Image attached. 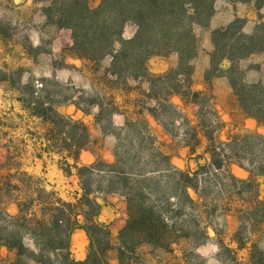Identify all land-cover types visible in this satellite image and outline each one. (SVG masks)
<instances>
[{"label":"trees","instance_id":"trees-1","mask_svg":"<svg viewBox=\"0 0 264 264\" xmlns=\"http://www.w3.org/2000/svg\"><path fill=\"white\" fill-rule=\"evenodd\" d=\"M89 1L50 0V7L44 11L48 23L70 32V55L84 62L86 69L92 73H97L102 67L101 81L111 84L110 88L126 89L128 79L146 81L150 90L142 95L144 101H141V107L146 101H152L153 105L146 107V111L170 136L173 134L168 126L182 121L187 130L181 141L192 154L201 145L200 137L205 138L204 154L208 155L209 162L199 165L196 170L178 169L170 164L160 144L142 123L128 122L125 131L138 126L136 133L147 142H117L113 164L97 162L78 167L75 164L78 154L90 142L87 127L71 117L58 114L51 105L44 106L45 102L38 101L35 113L42 123L50 126L48 132L51 136L46 138L50 144L44 151L59 156L65 152L59 160L60 168L66 176L71 175L72 168L76 169L82 195L75 202L65 201L55 196L53 191L32 189V181L22 178L24 198L18 204V213L11 216L0 208V221L4 222L0 226V246L15 251V264H22L20 259L25 255L35 264H110L109 251L112 247L108 239L109 231L97 220L101 204L96 201L95 195L119 190L126 199L128 219L118 236V264L135 261L138 248L144 244L169 251L177 238H191L190 233L168 217L169 213L181 214L182 211L171 201L175 200L177 190L189 205L195 206L202 200L196 183L201 172L224 171L233 182L254 190L255 211L264 218V201L258 199L253 182L237 179L227 170L230 164H234L253 176H264V161L259 162L257 167H252L253 161L248 162L250 167L245 168L240 160L245 153L242 148L254 145V142L247 141L255 138L264 146V136L231 135L225 142H220L215 136L220 127L206 130L203 125L192 124L182 108L170 100L172 95H178L183 105L191 103L199 106L198 100L207 98L210 110L216 114L209 89L197 91L192 88V62L197 57L199 46L194 28L208 25L214 13L215 0H101L95 9L90 8ZM240 1L258 2L261 6L264 0ZM127 23L133 24L136 32L133 37L124 39L122 32ZM243 26L244 21L236 18L228 26L212 31L213 50L204 80L209 87L214 77L226 78L241 112L264 125V82L246 81L245 73L237 67L240 61L252 55H264V21L257 24L250 34L242 31ZM170 54L177 56L175 67L163 74L149 72L147 63L150 59ZM224 63L229 64L227 68L223 67ZM256 70L259 71V67ZM108 77L110 80H107ZM157 85H160L158 91L155 90ZM93 104L101 112V104ZM75 106L88 114L78 103ZM169 114L175 117L171 119ZM64 128L69 129L70 142L57 140ZM78 132L82 133L81 142L77 140ZM201 157L198 155V158ZM66 159L74 162L69 164ZM103 171L110 178H100L93 188L90 176ZM166 189L174 193H166ZM35 202L40 206L37 211L33 210ZM79 216L83 221L79 220ZM9 227L14 230H8ZM18 229L28 231L34 249L27 247ZM75 229H82L89 240L87 257L83 261L74 260L69 250L70 237ZM205 230L203 227L202 235L206 238Z\"/></svg>","mask_w":264,"mask_h":264},{"label":"crops","instance_id":"crops-1","mask_svg":"<svg viewBox=\"0 0 264 264\" xmlns=\"http://www.w3.org/2000/svg\"><path fill=\"white\" fill-rule=\"evenodd\" d=\"M50 5V0H0V208L11 216L18 213V204L24 198L22 190L25 188L21 182L22 178L32 181V189L43 188L46 192L53 191L55 196L65 201L75 202L82 195L76 169L72 168L71 175L66 176L60 168L59 160L65 152L59 156L44 151V148L50 144L44 138L50 126L42 123L41 118L35 113L36 104L41 101V92L47 87L46 79H53L65 85L73 83L74 80L82 82L87 74L84 62L69 53L70 32L48 23L44 11ZM236 18L244 21L242 31L250 34L257 24L264 21V1L260 7H255L252 1H214V13L208 25L199 27L198 30L201 36L198 50L202 48L207 55L206 58L197 61L196 57L192 62V88L194 90L202 91L207 87L203 76L210 66L209 54L213 49L212 31L228 26ZM45 38L51 40L46 54L40 51ZM31 50L35 53H31ZM60 60L63 65L56 67L55 61ZM175 65L168 66L166 62L160 64L159 60L154 59L151 61V66H156L153 70L155 72H151L149 68L148 70L152 74H163ZM262 66H264L263 62L260 63V68ZM81 82L78 84L85 89L86 85H81ZM36 83L42 84V88L38 89ZM210 85L217 101L216 108L224 123V129L230 128L237 131L249 125L260 129L255 120L246 117L239 109L224 110L222 100L232 93L226 78L215 77ZM25 88L29 91L26 92ZM107 90L112 104L117 109L111 117L112 127L123 132L128 122L142 123L145 130L160 144L162 152L163 149L167 150L172 147L171 137L145 109L152 106L153 102L146 101L145 106L141 107V101H144L142 95L148 94L150 90L146 81L132 80L128 81L126 89L110 88ZM78 93L81 94V90ZM170 100L177 107L178 105L184 108L189 106L188 104L183 105L178 95H172ZM43 105L50 106L51 104L45 102ZM51 106L58 114L82 122L88 129L90 142L88 147L78 154L75 162L78 167L91 166L97 162L105 164L115 162L114 150L117 139L114 135L103 132L96 122L97 107H94L91 113L84 114L76 108L74 98ZM234 117L240 119V122L236 123ZM200 138L201 145L196 153L192 154L190 148L184 145L181 148V158H178V146L173 151H168L166 155L169 156L170 164L176 168L186 166L188 161L190 162L188 158H196L199 154L202 155L203 160L208 161V155L204 154L206 139ZM17 142L20 143L19 146ZM66 160L69 164L74 162L72 159ZM104 171L94 173L92 176L99 179L110 178V175ZM229 171L232 176L240 180L249 179L253 183L264 181V177L253 176L247 170L234 164L229 165ZM255 190L260 199L257 188ZM34 194L33 192V196ZM95 197L96 201L101 204L97 220L109 231L108 239L112 247L109 251L110 264H118L116 252L119 245L118 236L128 219L125 196L121 191L114 190L109 193L105 192L103 195L96 194ZM39 207L35 202L33 210L37 211ZM78 218L83 221L81 216ZM238 223L233 211L220 215L215 222L207 223L205 225L206 242L195 247V252L210 260H217L220 251L218 242L221 240L231 252L244 255L245 264H249L250 249L252 245H259L263 241V234L260 235V232L264 233V229L255 232L249 241L240 244L235 237ZM263 243L264 241L260 245L264 250ZM88 245L89 240L86 233L82 229H75L70 237L71 257L76 261L85 260ZM187 246L186 239H180L179 242L177 240L170 251L144 244L136 252L138 261L130 264H187L184 258ZM15 261V251L0 246V264H15Z\"/></svg>","mask_w":264,"mask_h":264},{"label":"rangeland","instance_id":"rangeland-1","mask_svg":"<svg viewBox=\"0 0 264 264\" xmlns=\"http://www.w3.org/2000/svg\"><path fill=\"white\" fill-rule=\"evenodd\" d=\"M100 1L101 0H90L89 1L90 8L92 9L97 8L100 4ZM254 5L255 7H260L258 6V2L254 3ZM198 30L199 27L196 26L194 28V32L199 41L201 40V36ZM135 32H136L135 26L131 23H127L124 26L122 32V38L129 39L133 37ZM50 42H51L50 38L44 39L43 45L40 48L41 53L46 54L48 52L50 48L49 47ZM31 53H35V51L31 50ZM206 55H207L206 51H204L202 48H199L196 61L200 60L201 58H206ZM256 55L254 57H249L248 59H244L240 61L237 66L238 69L242 70L245 73V78L246 81L248 82H256V81L264 82V66L260 68V63L261 62L264 63V55L262 54H256ZM154 59L159 60L160 64L161 62H163V64L166 62V65L168 66L171 65L173 66L177 63V56L175 54H170L164 57H160V56L154 57L151 60H149V62L147 63V67L151 72H155L153 70L156 69V66L155 67L151 66V61ZM107 62H109V60L106 61L104 64H106ZM62 65H63L62 60L55 61L56 67H61ZM228 65H229L228 63H224L223 67L227 68ZM257 67H259V71L256 70ZM102 70L103 68L100 67L97 73H92L90 70L87 69L86 70L87 74H85V79L82 82L74 80L73 81L74 85L72 82L64 85L62 83H58L54 81L53 79H46L47 87L46 89H44V91L41 92L40 100L43 102H49L51 105H57L62 101H66L68 99L72 100L74 98V103H78L81 106V108L87 111V113H91L92 109L94 107H97L93 103H100L102 106V110L101 112L98 110V113L96 114V122L100 125L103 132L105 131V133H110L114 136L116 135L118 137L117 142H147L145 140L142 141V137L136 133L138 126L132 129L128 128L126 131L124 130L123 132H120L118 129L112 127L111 114L117 109L112 104L111 96L108 95L107 92L108 91L107 89H110L111 84L109 85V83H107V85H109L107 87L106 83L104 84L101 81L103 76ZM220 72L222 73V71ZM221 73L217 75H220ZM107 80H110V78L108 77ZM132 80L133 79H128L126 83L128 84V81H132ZM80 82L81 85L82 84L86 85L85 89H83L82 86L78 84ZM77 86H79V88H76ZM159 88L160 85H157L155 90L158 91ZM206 89H209V92L212 95V99H213L212 106L216 111V114L210 110L209 108L210 103L208 102L207 98L201 97L198 100V102L200 103L199 106L189 103L188 108H184L183 106L181 107L185 116L191 121L192 124L203 125L205 126V128L207 127L206 130L216 129L220 127L219 131L215 134V136L218 138L220 142H225L228 136L231 135L257 134L264 136V125H260V124H258V126H260V129L253 128L250 125L243 128H239L237 131L230 128L224 129V123L222 122L221 117L218 113V109L216 108L217 101L216 98H214V95L212 94L211 85L209 87L207 85ZM24 90L26 92L29 91L26 88ZM79 90H81V94L78 93ZM222 105L224 110L226 111L239 109L236 98L233 95V92L231 93L230 96L225 97L222 100ZM159 113L161 114L160 116L164 117L161 111H159ZM169 117L173 119L175 116L173 114H169ZM234 119L236 123L240 122V119H238L237 117H234ZM168 127L173 134V136L167 134L172 139V147H169L167 150L163 149L164 150L163 152L166 155L168 151L169 152L173 151V149L178 146V158H181L182 157L181 148L183 146L181 139H183L184 133L186 132L185 130L187 129H185L186 127L184 123L180 120L174 123V125L172 123V125H169ZM68 131H69L68 128L66 129L64 128V131L61 134H59V136L57 137L58 142H70L68 139ZM50 136L51 135L47 130L44 134V138L45 139L50 138ZM81 139H82V133L78 132L77 140L81 142ZM247 142H251V143L254 142L253 143L254 145L252 148H248V149L242 148V150H244L245 153L244 154L241 153L242 157H240V160L244 164L245 168L250 167L249 165L250 163L248 162L251 161H253L252 167H257L259 162L264 161V146L261 143L259 144V141L255 138H251ZM17 144L18 146L20 145L19 142H17ZM206 144L207 141L205 140L204 148ZM197 158H198L197 155L196 158H188L190 162L188 161L186 166L183 167L178 166V169L196 170L199 165L202 166L209 162V157H207L208 161L206 159L203 160L202 157L198 159ZM227 170L229 171V166ZM99 181H100L99 178L90 176V182L92 183L93 188L96 187V184ZM196 183L198 185L199 191L203 199L196 202L195 206L189 205L188 203H185L183 197H181L179 193L180 191L177 190L176 191L177 195L175 197V200L171 202L181 207L182 210L181 214H175L174 212L168 214V217L172 218L173 223L175 222L177 226L178 224H180L185 231L191 234L190 236L191 238L189 239L182 238V239H186V241L188 242L187 251L184 254V258L187 264H245L244 261L246 259L245 256L231 252L227 247L224 246V241L219 240L218 242L220 246V251L217 256V260L215 259L210 260L207 257H203L199 255L198 253L195 252V247L202 245L203 243L206 242L207 236L205 238L202 235L203 227L205 230L206 229L205 225L207 223L215 222V219L217 217H219L220 215H226L229 211H233L234 215L238 219L239 223L235 231V237L236 240L240 242V244H243L244 241H249L253 237V234L255 232H260L261 230H263L264 218L261 217V214L255 211L257 207L254 202L256 197L254 190L253 191L249 190L248 186L245 184L233 182L232 180H230L228 174L225 173L224 171H220V172L211 171L210 173L201 172ZM253 184L255 188H257L260 199L264 201V181ZM24 188H25V184H24ZM166 193L173 194L174 191H169V189H166ZM3 225L4 222L0 221V226ZM8 230L12 231L14 229L9 227ZM18 230H19L18 231L19 235L24 238L27 247L30 249H34L35 246L32 241L31 235L28 233V231L25 229H18ZM262 234L264 241L263 231L260 232V235ZM180 239L177 238L178 242L180 241ZM260 243L259 245H252L250 249V255L248 258L249 264H264V250L262 249ZM164 251H168V250H164ZM44 254L46 257H50L48 253H44ZM20 260H22L21 261L22 264H30L32 262L29 259H27L26 255L21 257ZM137 261H138V257L136 258L135 261L130 260L129 264Z\"/></svg>","mask_w":264,"mask_h":264},{"label":"built area","instance_id":"built-area-1","mask_svg":"<svg viewBox=\"0 0 264 264\" xmlns=\"http://www.w3.org/2000/svg\"><path fill=\"white\" fill-rule=\"evenodd\" d=\"M37 88H42V84L36 83Z\"/></svg>","mask_w":264,"mask_h":264}]
</instances>
